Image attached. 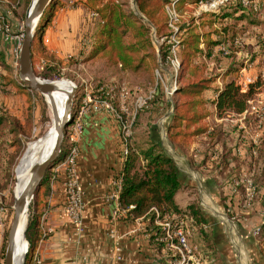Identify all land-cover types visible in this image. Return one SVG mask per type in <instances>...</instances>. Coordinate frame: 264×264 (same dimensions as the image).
<instances>
[{
    "label": "rangeland",
    "instance_id": "374dc122",
    "mask_svg": "<svg viewBox=\"0 0 264 264\" xmlns=\"http://www.w3.org/2000/svg\"><path fill=\"white\" fill-rule=\"evenodd\" d=\"M33 1L18 0L16 4H11L7 0H0V29L4 27L2 22H5V32L8 35L7 38L4 34V45L8 47L9 62L12 63V67L17 66L18 70V53L24 39L25 18ZM229 1L209 0L199 4L186 3L181 9L175 5L178 18L177 21L172 22L174 27L170 22L173 33L167 37H159L157 32L155 35L152 32V27H155L145 17H142L144 20L146 19V23H144L149 27L148 38L156 53L158 54L163 46L171 47L174 43L173 39H175L178 42L176 45L179 51L177 56L181 60L179 41L182 40L184 33L180 32V27L189 24L193 18H196L194 25L200 27L202 21L210 22L215 19L211 15H222L225 10L228 11L238 3H241L245 8L246 18L244 20L239 21L233 16L234 14H229L224 18H219L220 25L214 26V29L216 27L220 30L228 29L227 42L222 51L215 54L219 55L218 58L212 56L211 59H208L199 56L196 59L197 64L207 65L208 69L212 70L209 73H219L226 70L227 67L237 69L238 75L232 76L233 78L230 79H236L244 91L249 84L261 83L257 89L258 93L250 101L248 110L242 115L228 114L217 121L214 113L211 112L212 108H209L210 117L206 124L210 131L217 135L214 140L200 137L191 145H184L180 147V150L178 149L179 151L176 150L167 138V127L171 122L174 110L173 99H168L165 91V88L171 83L170 73L173 70L171 55L168 56L166 62L161 64L157 62L158 66L152 65L149 68L142 65L138 70H123L119 64L110 62L104 56L96 59L90 58L94 48L89 47V40H94L97 18L84 6L75 5L74 3L77 1L60 0L64 6L54 14L49 29L52 27L57 13L68 6L71 8L82 6L93 14L95 19L91 18L89 21L77 51L74 45L71 47L66 42L67 38L60 44L62 50L60 57L52 54L46 47L47 52L55 57V61L48 70L49 76L39 78L51 82L65 80L73 86H77L79 94L74 106L78 107L76 115L78 109L80 113L86 112V115L93 109L117 117H122V113L127 114L124 120H127L126 124L131 126L132 139L135 145L143 151L150 147L151 138L158 139L162 143L167 153L176 159V164L182 173L184 184L176 196V200L180 203L178 207L182 212H189L190 206L197 205L213 225L212 230L209 229L211 238L206 241L205 245L210 251L212 250L211 245L214 243L217 252L210 251L204 254L207 256L205 258L207 264H264L259 250L264 245V228L259 227L261 217L258 213L252 217L254 206L250 205L253 181L264 167V0ZM120 2L125 4L127 10L135 11L137 9L135 0H120ZM171 4L166 6V11ZM70 31L72 32V29ZM202 31H210L208 25L203 27ZM231 37L235 38L231 39ZM201 48L204 49V46ZM39 60L40 57L36 62L38 74L42 73L46 67V62ZM13 75L17 83H21L18 74L0 67V112L19 120L23 126V130L17 134L16 138H7L1 154L0 264L5 262L8 234L14 215L17 167L29 144L43 138L53 124V114L47 98L35 91H31L30 95L20 93L14 85L9 84ZM156 98L162 104L158 111L155 110V104L151 103ZM73 125L74 123L70 127L71 134L78 126V124H75L74 127ZM13 139L19 141L18 144H13ZM66 142L65 138L64 143ZM207 154L211 157L204 172L191 167V161H196L199 164L205 160ZM227 154L229 155L226 158L227 161L229 159L237 160L233 162L236 167L227 170L223 176L224 180L215 184L211 180L213 177L211 173L216 170L214 166ZM222 155L223 158H221ZM62 163L53 168L51 176L62 166ZM238 184L243 185V189L235 190V194H231L229 188L232 185L237 188ZM221 196L233 199V205L231 204L229 209L223 207ZM32 204L33 202L27 217L25 237L28 242ZM182 215L185 218L190 216L188 213ZM186 221L187 227L192 231L193 222ZM201 234L196 231L193 232V235H189V242L193 249L199 246ZM194 251L197 254L195 249Z\"/></svg>",
    "mask_w": 264,
    "mask_h": 264
},
{
    "label": "trees",
    "instance_id": "16d2710c",
    "mask_svg": "<svg viewBox=\"0 0 264 264\" xmlns=\"http://www.w3.org/2000/svg\"><path fill=\"white\" fill-rule=\"evenodd\" d=\"M7 1L11 4L18 2V0ZM135 1L137 8L135 11L127 10L125 4L120 2V0H78L74 3L75 5L79 4L84 6L97 18L95 21L96 34L94 32V40H89V47L94 48L90 58L96 59L104 56L110 62L119 64L123 70H138L142 65L150 68L152 65H157V62L158 64L166 62L170 55L171 47L163 46L160 52L158 54L156 53L148 38L149 27L145 25L142 17H145L155 27L159 37H167L173 33L170 27V18L166 11L167 5L175 3L178 9H181L186 3L199 4L209 0ZM63 6L60 0H54L49 12L46 13L37 29V34L32 45V61L37 77L47 78L49 76L48 70L55 61V57L47 52L44 44V34L49 29L56 11ZM245 13L243 5L238 3L228 9V11L225 10L222 15H211L215 19L210 22L202 21L200 27L194 25L196 18H193L189 24L187 23L183 27H180V32L184 33L182 40L179 41L182 64L177 91L172 97L174 110L171 116V122L167 127V138L176 150H180V147L184 145H191L200 137L210 140L217 138V135L212 133L206 124L207 119L210 117V107L216 109L218 118H224L228 114L242 115L248 110L250 101L258 93L257 89L261 86V83L249 84L246 91H244L236 79H230L233 78L232 76L238 75L239 71L235 68L227 67L226 70H222L219 73H209L212 70L210 71L207 65L196 63V59L199 56L208 59H211L212 56L218 58L219 55L215 54L220 53L224 44L227 42L228 29L220 30L217 27L214 29V26H218L221 23L219 18L234 14L233 16L239 21H242L246 18ZM204 16H207V14H204ZM4 23L2 22L4 27L0 29V67L19 75L17 66L15 68L12 67V63L8 60V47L4 45V34L7 35L5 32L6 24L4 25ZM206 25H208L210 31H202V28ZM234 38L231 37V39ZM201 46H204V49ZM39 57V61L44 60L46 62V67L40 74L36 71V62ZM9 84L14 85L22 94H31L32 90L23 85L22 82L17 83L14 75L10 78ZM151 103L155 104L156 111L162 107L158 98ZM126 115L122 113V118L126 119ZM115 118L119 122L121 137V120L117 116ZM22 130L23 126L19 120L0 112V160L7 138H16L17 134ZM13 140V144H18L19 141L16 139ZM62 149L64 158V155L68 152L67 142L63 143ZM122 151L120 153L121 156ZM228 156L227 154L223 158L222 155L221 158L223 159L214 166L216 170L211 173L213 175L211 180L215 184H219L224 180L223 176L227 170L236 167L233 162L237 160L229 159L227 161L228 159L226 158ZM205 157V160L199 164L196 161H191V167L204 172L211 156L209 157L207 154ZM126 165L127 170L123 176L120 201L121 205L128 209L130 216L136 218L144 217L147 221H154L156 216L152 211L153 208L161 211V218L165 214L182 215L183 213H187V211L182 212L175 202V196L179 192L182 184H184L182 181V173L176 161L167 153L158 139L151 138L150 147L144 151L132 141V148ZM51 179L48 175L35 194L30 212V223L27 235L29 240L37 225L36 221L38 219L36 213L44 195L43 189L47 185H50ZM243 187L241 184H238L237 188L232 185L229 188V192L234 195L237 190H241ZM252 187L253 194L250 202V205L254 206L252 217L258 213L259 217H261L259 227L264 228V167L261 173L257 175L255 181H253ZM221 200L223 207L226 209H229L231 204L233 205V199H230L228 196H221ZM230 200L232 201L230 202ZM189 213L194 218V232L199 231L202 233L200 235L202 240L206 241L210 239L211 233L209 229L212 230L213 228L210 219L205 216L197 205L190 206ZM153 234L152 242L162 252L167 247L166 242L159 241L163 235L162 229L155 227ZM34 247L35 242L30 247L26 264H30L28 260ZM211 249H216L214 243L211 245ZM259 250L264 259V245ZM170 254V259L174 260L175 257H173L171 252Z\"/></svg>",
    "mask_w": 264,
    "mask_h": 264
},
{
    "label": "crops",
    "instance_id": "0c3cea01",
    "mask_svg": "<svg viewBox=\"0 0 264 264\" xmlns=\"http://www.w3.org/2000/svg\"><path fill=\"white\" fill-rule=\"evenodd\" d=\"M56 16L45 34L44 43L52 54L60 57V44L65 38L77 51L94 15L82 6H68ZM212 110L219 121L216 109ZM84 123L73 169L83 204L80 222H75L67 212L68 174L62 165L53 176L49 173L50 185L43 189L36 213L37 225L28 242L29 251L34 242L35 247L28 261L30 264H173L168 248L161 252L152 242L154 228H161L155 219L132 217L121 205V191L116 183L125 175L127 165L120 154L119 122L114 116L93 109L84 117ZM62 160L63 156L59 163ZM176 196L175 202L180 205ZM186 219L194 224L192 214ZM199 241L198 249L194 247L197 257L206 260L204 254L217 252L216 249L208 250L207 240Z\"/></svg>",
    "mask_w": 264,
    "mask_h": 264
},
{
    "label": "water",
    "instance_id": "95a60500",
    "mask_svg": "<svg viewBox=\"0 0 264 264\" xmlns=\"http://www.w3.org/2000/svg\"><path fill=\"white\" fill-rule=\"evenodd\" d=\"M54 0H34L25 18L24 39L19 50V79L30 90L39 92L49 98L50 107L53 114V128L55 131V139L49 154L41 161L34 163L30 169V177L20 194L15 197L14 215L12 224L8 234L7 249L4 264H15L16 241L19 227L26 217V225L28 212L31 203L35 198V194L42 182L48 177L49 173L61 161L63 156V143L67 128L72 122L73 114L76 110L74 105L77 103L79 88L77 86L66 90L58 87L55 82L41 80L35 74L32 61V45L39 28L47 11L53 5ZM61 93L67 96L64 103L62 114L59 112L57 101L54 94ZM16 187V186H15ZM27 226L25 230L26 236ZM29 253V247L25 253L23 264H26Z\"/></svg>",
    "mask_w": 264,
    "mask_h": 264
},
{
    "label": "built area",
    "instance_id": "2783aa9c",
    "mask_svg": "<svg viewBox=\"0 0 264 264\" xmlns=\"http://www.w3.org/2000/svg\"><path fill=\"white\" fill-rule=\"evenodd\" d=\"M167 13L170 18L171 26L174 27L172 22L177 21L178 18V15L175 11V4H171V6L167 7ZM152 32L154 34L156 33L155 28L153 27H152ZM6 37L8 38V35H6ZM173 42L175 44L174 43L172 44L171 53H170L172 57L171 63L173 66V70L170 73L171 83L167 88H165L168 99H172V97L175 95L177 91L178 79L180 76V69L182 64L180 58H178L177 56V54L179 53L178 49L176 48L178 42L175 41V39H173ZM157 74L159 75L158 71ZM76 108L78 107L76 106ZM76 110L73 114L72 122L67 128L65 138L67 139V143H68V152L66 153V155H64V158L62 160L63 162L62 165H64L67 168V174H68L67 182H66L67 212L75 222H80L83 204L81 201L80 192L77 186V180L74 176L73 169L76 165V159L79 154L78 138L80 137L84 129L83 117L86 115V112L85 113L79 112L78 115H76L77 112ZM112 112L115 113V111ZM118 118L121 120V125H122L121 142L123 146V151L121 157L127 161L130 150L132 148V141H133L131 126L126 124L127 120H124V118L122 117H118ZM73 123H74L73 127L75 126V124H78L77 129L74 130L75 134L74 133L71 134L70 132L71 131L70 127ZM122 181H123V176L118 178L116 183L120 191L122 189ZM152 211L156 216L155 218L156 223L158 224V226L161 227L163 231L162 238H160L159 241L167 243L168 250L172 253L173 257H175L173 260V264H207L205 260H202L201 258L196 256V253L189 242V235L191 234V230L187 227V221H186L187 219L183 217V215L165 214L163 218H161V211L159 209L153 208ZM112 237L115 238L114 235H112Z\"/></svg>",
    "mask_w": 264,
    "mask_h": 264
},
{
    "label": "bare ground",
    "instance_id": "6f19581e",
    "mask_svg": "<svg viewBox=\"0 0 264 264\" xmlns=\"http://www.w3.org/2000/svg\"><path fill=\"white\" fill-rule=\"evenodd\" d=\"M55 84L62 88L69 90L73 85L65 80L55 82ZM55 100L57 101L58 108L60 114H62L64 109V103L67 99L65 94L55 93ZM47 98V102L50 105L49 98ZM52 123V122H51ZM53 124L48 129L47 133L43 138L38 141L32 142L29 144L25 154L23 155L17 170V184L14 190V196L17 197L23 187L26 185L29 177H30V169L34 163H37L44 159L50 152L54 139H55V131L53 128ZM26 217H23L21 225L19 227V232L16 241V249H15V264H23L25 253L29 247V243L25 237L26 230Z\"/></svg>",
    "mask_w": 264,
    "mask_h": 264
}]
</instances>
